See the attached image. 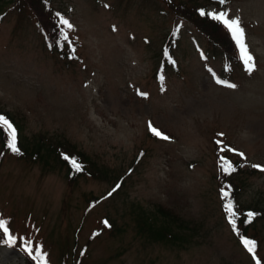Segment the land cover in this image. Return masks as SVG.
<instances>
[{
  "label": "rangeland",
  "instance_id": "rangeland-1",
  "mask_svg": "<svg viewBox=\"0 0 264 264\" xmlns=\"http://www.w3.org/2000/svg\"><path fill=\"white\" fill-rule=\"evenodd\" d=\"M53 2L73 24L64 31L77 41L69 40L75 51L65 59L49 52L34 13L18 15L16 2L0 9V111L29 138L73 144L108 178L70 185L64 171L6 153L0 218L10 231L46 251L48 264H62L66 245L80 253L85 244L81 264H255L223 216L215 141L222 139L229 160L245 164L235 175L243 206L264 208V173L250 166H264V0H228L220 8L242 20L256 64L251 74L241 62L224 72L221 56L213 58L195 28L179 21L176 68L167 65L159 78L157 55L174 26L160 0ZM150 121L171 139L154 137ZM140 149L145 153L133 164ZM117 176L123 185L108 196ZM91 196L103 200L87 213ZM133 204L152 216L160 206L175 208L191 236L181 247L146 240ZM104 216L119 231L90 240ZM255 228L263 259L264 219ZM0 264H25V258L0 247Z\"/></svg>",
  "mask_w": 264,
  "mask_h": 264
},
{
  "label": "trees",
  "instance_id": "trees-1",
  "mask_svg": "<svg viewBox=\"0 0 264 264\" xmlns=\"http://www.w3.org/2000/svg\"><path fill=\"white\" fill-rule=\"evenodd\" d=\"M163 6V12H169L172 15L174 23L179 21H185L192 25L196 31L205 39L208 43V48L214 52V56L220 55L224 62V72H231L233 68L241 66L239 54L237 47L231 38L229 32L226 28L207 16H201V11H207L209 5H215V9H219L221 4L219 0H160ZM16 2L18 15L24 16L25 19L28 13H34L37 17L36 21L40 25L44 41L48 46V49L53 54L60 55L63 59L68 58L69 54L72 52L69 40L65 41L63 36L60 35V29L57 27V17L56 13L59 12L57 7H53L51 0H0V9L6 4ZM155 4V3H154ZM30 8V9H28ZM33 12H32V11ZM156 10V9H155ZM3 11V10H2ZM0 11V13L2 12ZM27 11V12H26ZM46 11L49 12L48 17H46ZM159 11H162L159 9ZM26 12V13H25ZM59 43L57 45V41ZM178 41V29L174 26L170 29L167 34L164 36L162 49L157 56L159 57L158 68L156 75L160 76L161 72L166 69L167 65H172L173 68H176V56L175 48ZM0 114H3L7 117L8 113L0 111ZM10 120L14 123L17 128V137H18V146L21 149V154H13L10 150L5 147L7 140V131L0 130V139H1V149H0V165L3 159V155L8 153L17 157L18 159L25 160L31 164L41 163L44 169H58L64 171L65 178L68 184L75 185L80 179L83 178H93V179H107L108 172L104 168H100L96 165V162L89 158V156L77 149L73 144L68 141H56L48 138H39V140H34V138H29L26 135H23L21 130V125L10 116ZM29 142H28V141ZM145 151L140 149L138 156L133 161L137 163ZM217 156L218 172L216 175L217 186L220 191V206L223 212L225 221L228 223L231 232L237 240H240L242 243L243 238L254 240L256 242L255 249L252 253V257L255 258V264L259 261V264H264V258L260 259L257 256V251L259 250V240L255 228V223L257 220L264 219V208L260 207H250L243 206L239 199V189L238 179L235 178L237 173H240L241 168H238L237 171L231 175H223L220 165L223 164L224 167H227L229 162L233 164H239L238 161L232 162L229 160V155L227 153H215ZM67 155L69 159H65L64 156ZM220 156L227 157L226 161H221ZM75 158L83 166L84 171L77 173L74 171L71 159ZM132 164V165H133ZM133 167V166H131ZM114 181L115 184H119V188L123 185V177L117 176ZM231 185L229 190L228 197H222L221 188L222 186ZM102 196H91L86 197V211L87 213L92 209L93 206L99 204L102 201ZM231 199L233 201L234 208L238 212L237 218V231H233L232 226L228 222L227 214L224 209V204ZM251 211L255 213L251 219L250 223L245 222L247 220V213ZM175 208H167L160 206L159 209L155 212V215L152 216L146 212L142 207L137 204L132 205V213L136 220L137 231L141 236L146 240L152 242H162L166 244H172L174 246L181 247L183 243L187 241V236H191L186 231L192 230L188 226V223L184 221L179 214L175 213ZM107 220L111 227H107L104 224V221ZM116 222L109 216H104L100 222L99 226L95 228L90 236V240L97 238L102 233H109L113 235L115 232L119 231V227L116 226ZM173 230H178V233ZM253 230V232H249ZM244 246V245H243ZM87 247L85 244L79 253L77 247H73L71 250L69 245H66L64 249H61L59 255L60 262L62 264H81L84 258L87 255ZM245 247V246H244ZM83 253V254H81ZM256 254V255H255ZM25 264H35L30 260H27Z\"/></svg>",
  "mask_w": 264,
  "mask_h": 264
},
{
  "label": "snow or ice",
  "instance_id": "snow-or-ice-1",
  "mask_svg": "<svg viewBox=\"0 0 264 264\" xmlns=\"http://www.w3.org/2000/svg\"><path fill=\"white\" fill-rule=\"evenodd\" d=\"M219 4L225 5L227 4V0H219ZM107 7V5H106ZM201 16H207L208 18L221 23L226 30L229 32L231 38L233 39L234 43L237 46L239 58L241 63L245 65V70L251 74L256 67L254 57L252 53L249 51V46L246 43V29L242 24V20L239 16L230 17L229 12L227 11L226 7L224 9H212L207 11H201ZM56 17L58 20L57 27L60 29V35L63 36L65 41L70 39L67 32L64 29H72L73 24L66 19L63 15L59 12L56 13ZM113 30L115 31L116 28L113 26ZM59 40L57 41V45ZM71 48V45H68ZM74 52L75 49L71 48ZM163 79V78H161ZM219 83H226L224 81H218ZM228 87L236 88L237 85L234 83H229ZM141 95H147L146 93H141ZM0 130L7 131V140L5 147L10 150L13 154H21V149L18 146V137H17V128L14 126V123L10 121V119L6 118L3 114H0ZM149 131L150 133L157 138H160L164 141H169L171 138L164 134L160 129L153 126L152 122H149ZM223 133H218V136L223 137ZM215 143L218 146V152L222 153L225 151V148L222 146L223 141L222 139H217ZM229 151H235L234 149H228ZM243 160H246V156L243 152L237 153ZM67 160L69 157L67 155L64 156ZM219 159L223 162L227 160V157L220 156ZM71 164L75 172L80 173L84 171L83 166L80 162H78L75 158L71 159ZM245 164H228L227 167H224L223 164L220 165L221 171L223 175H231L237 171L238 168H243ZM251 168L259 170L261 173H264V166L259 164H251ZM119 184L116 188H119ZM231 189V185L222 186L221 188V195L222 197L229 196V190ZM116 189L114 188L113 191ZM109 196L112 195V192L108 193ZM224 209L227 214L228 222L232 226L233 231H237V218L238 212L234 208L233 201L229 199L227 203L224 204ZM256 215L255 213L249 211L247 213V220L245 222L250 223L252 217ZM105 226L111 227L110 223L105 220ZM0 233L3 235L0 236V245L6 246L9 250H17L24 252L28 258H30L35 264H48V253L46 251H42L40 246H33V242L28 240L26 237H18L10 231V226L8 225L7 221L3 218H0ZM243 245L247 248L248 252H253L256 246V242L254 240H250L247 238L242 239ZM83 254V253H81ZM259 264V261L257 262Z\"/></svg>",
  "mask_w": 264,
  "mask_h": 264
}]
</instances>
